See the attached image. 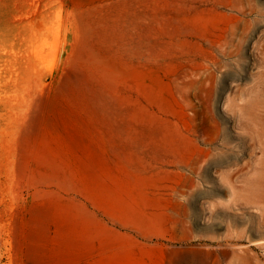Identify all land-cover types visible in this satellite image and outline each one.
Masks as SVG:
<instances>
[{
	"label": "rangeland",
	"instance_id": "obj_1",
	"mask_svg": "<svg viewBox=\"0 0 264 264\" xmlns=\"http://www.w3.org/2000/svg\"><path fill=\"white\" fill-rule=\"evenodd\" d=\"M263 66L264 0H0V264H264Z\"/></svg>",
	"mask_w": 264,
	"mask_h": 264
},
{
	"label": "bare ground",
	"instance_id": "obj_2",
	"mask_svg": "<svg viewBox=\"0 0 264 264\" xmlns=\"http://www.w3.org/2000/svg\"><path fill=\"white\" fill-rule=\"evenodd\" d=\"M252 22V21H251ZM254 22V21H253ZM242 44H240V46H241ZM241 52V51H240ZM264 67V66H263ZM263 75H261V76H264V71H263V73H262ZM258 76H260V75H258ZM264 79V78H263ZM261 80H262V77H261ZM264 81V80H263ZM261 83H263V85L261 86V89L259 90V94L258 95H255L254 97H251L252 98V100H254V101H257V102H262V103H264V82H262L261 81ZM259 106V105H258ZM264 107V106H263ZM262 175V174H261ZM260 178V177H259ZM255 180H260V179H255ZM261 201H262V199H261ZM262 202H259L258 204H257V207L261 210V212H262V218H263V222H264V204H261ZM262 222V221H261ZM260 222V223H261Z\"/></svg>",
	"mask_w": 264,
	"mask_h": 264
}]
</instances>
